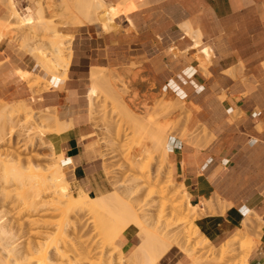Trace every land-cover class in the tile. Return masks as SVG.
I'll use <instances>...</instances> for the list:
<instances>
[{
	"label": "rangeland",
	"instance_id": "374dc122",
	"mask_svg": "<svg viewBox=\"0 0 264 264\" xmlns=\"http://www.w3.org/2000/svg\"><path fill=\"white\" fill-rule=\"evenodd\" d=\"M25 2L26 3L22 8V10L20 8L19 9L21 11H25V8L27 9V7H30L28 10L27 18H24V16L21 14V17L27 23L25 26L26 28L25 27L11 28L13 24H18V22L13 18L11 19L2 18L6 14L7 12L6 10L5 14L0 18V45L3 44L5 41L9 42L10 45H12L14 48H19L20 51L24 52L25 54H28L31 60L34 61V64L37 65L38 71H27L22 68H19L17 72L19 78L22 79L27 84V86L33 91L35 96L40 95L44 91L50 90L53 84L52 80H50L52 79V77L51 78L48 77L47 73L50 74V70L52 69L50 67L52 66V63L56 61L54 59L55 54L53 55V49L55 48L56 45H54L53 42L61 41L60 35H58L55 32L59 31L62 34L69 35L70 32L68 30L70 28L79 27L77 26L78 22L81 24L80 26L83 25L85 26L91 25L97 27L102 26L104 31H108V32L117 31L120 28L113 23L114 20L109 22L107 27H104L103 23L100 20L96 19L95 17L92 18V22L88 18L87 19L82 18L81 20H78L75 16L73 17L76 20H71L72 15L69 14L68 12V8H69L68 6L70 4L73 5L76 2V0H61V1L60 0H44V1L25 0ZM42 2H45V4L43 3L44 6L48 7L46 8V21L47 20L49 21L48 24L49 28L43 27L42 24H39L41 18L37 12H38V5L39 4L42 5ZM60 2H63L62 5H59ZM124 2L125 0L122 2V4L120 5L118 4V6L122 7L121 5H124ZM127 5L128 7L122 10L121 13H127L128 11H130L135 7L134 3H132V5L131 4H127ZM66 13H68V16ZM172 15H173V21L175 23L177 22L175 19L180 17L181 14L177 12H173ZM244 19L252 20V18L250 19V16H247ZM237 26L240 27V29L239 28L236 29L235 30L236 32L233 33V39L235 40V41L233 40V42L235 43V45L222 46V51L224 53H229L230 51L238 52V53L240 52L243 55H248L249 57L248 62L245 63L247 66L244 68L245 76L242 78L241 81L243 84L242 87L244 88L245 91L242 93L234 94L229 89H222L220 87L213 86L211 88L212 95L210 96V100L211 101L218 100L228 115L232 113L233 117H230L231 122L236 120L237 122L238 121L244 122L248 118V116H251L253 114V112L252 113L251 112L245 113L243 111L241 112L239 111L240 109L236 108V105H240L243 102L244 98H246V96L252 100L254 99H256L257 101L264 100V91L262 90V87L264 86V63L260 61L261 58L264 57V50H263L264 46L261 45V39L262 37H264V34H261L260 44L257 43L256 39L252 40V36L256 37V35L258 34L255 33L256 32L261 33L262 31H264V28L262 24H237ZM223 36H225V34H222V39ZM226 36L228 37V35ZM167 37L174 44L173 46L178 45V43L182 41L185 37H187L188 39L191 38L195 42H198V44L203 45L201 36L197 35L195 36V38H192L187 33V28L182 24L180 25L174 24L172 28L167 30ZM66 47L67 48H65L64 50V59L66 60V63H69L70 65L73 54L72 51L73 40L70 44L67 43ZM260 48L261 50H259ZM200 49H201L200 47L195 49L186 48L185 50H181L180 48H175L173 49V51H168V56L164 58V61L161 58L163 52H157V51L149 52L148 50L145 49L143 51V54L130 56L127 62L119 66L91 69L89 76L85 78L84 81L82 82V89H83V98L84 100H86V118L87 121L90 122L89 130L90 132H92V134L88 137L89 140L92 142L89 146L93 148L94 151H96L98 156V160L95 166L96 169L95 177H96V181L99 183L101 188L99 187L95 189H90L89 187L90 185H89L88 188L85 189L82 188H80L79 190L75 189L72 186L66 174L67 179L64 182V184H69L70 192L73 193L74 196H78L81 192H86L88 193V195L92 197L97 196L98 198H102L104 196H112L115 194L117 195L120 194L122 197V194L124 193L126 194V192L130 190L128 188L132 186L134 187V185L136 186V189H138L137 188L138 185L144 184L146 182L148 184V181L152 183L154 182L153 184H155V180H157V178L152 177V175L156 176L155 173L157 171V173L159 172V177H158L159 179L158 181H156L157 184L155 186L153 184L149 185L150 183L148 185L145 184L142 185V187L144 186L145 187L142 189L139 188L140 192L134 194V196L136 197L132 196L133 194L129 195L133 197V199L130 197L131 200L136 204L138 203V207L143 206L144 208V205L146 204L145 205L146 209L145 208L144 209L147 211L149 210V213L152 210L151 214L153 212V214L154 215L157 214V216L159 215L158 212L160 213L161 210L160 208H162L163 202H166V205H164L165 208L164 213L166 215L165 220L172 219L171 208H170L171 202L169 201V196L161 195L158 193L151 194L150 191L152 189H158L159 187L163 186V183L165 184L169 182L170 179H173L174 186H172L171 189H173L172 191L174 192H178L179 199L183 201L184 204L183 210L184 211L188 210L186 201L189 195L188 193L186 194V190L190 193V189L186 187L185 183L181 182L178 178L174 177L171 167L170 155L164 154V152L162 151H159L157 154L153 152L154 136L152 135H155V133L150 132L152 131L150 129L148 131V128L142 130V125H140V121H134L128 116L126 110L120 107L119 104H117L112 98L111 93L108 92L106 82L108 81V79L110 78L113 79L114 76L117 75L116 78L117 80L124 79L125 82L126 81L129 83L132 82L135 83L138 87H140V88L137 87L138 93H136L137 96L136 99H134L136 101L135 112L139 117H144V119L146 118L145 121L153 120L155 126L162 129L167 134V144H168V140H170L171 138H179L186 144L193 145L199 148H207L211 146L215 140L217 142L221 140V138L224 136L225 130L219 127L212 130V128L209 127L206 123L205 124L203 123L205 120H207V116L205 118L199 117V114L201 113L196 112L199 109L198 107L193 105V103L191 106L188 100L180 96L179 93L166 91L161 86V81H163L164 79V77L161 76L165 72H169L170 74L176 75L178 72L184 69L185 66L189 68L194 67L193 70L194 72L195 71L204 72L206 76H210L208 70L210 69V66L212 64L214 52L213 50L208 48L207 49L208 55H207L206 53H203L202 50ZM139 52L140 51L137 52L132 51L131 55ZM171 54L174 55L172 56ZM158 57L161 58V60ZM40 60L41 61L44 60V63H46L44 64V68L45 65L46 67L48 65L45 72H43L41 69L42 65L40 63L41 62ZM59 67H61V69ZM58 68H59L58 72L60 71L59 72L60 74L57 75H59L60 78L56 79V81L63 79L65 77L64 71L66 70V66L64 65L58 66ZM150 69L153 71L154 75L151 73ZM93 71H101L102 78L100 79L99 84H97V88H98L97 92L95 96L92 97L91 100L88 96V93L91 84H93V80L91 78ZM21 72L24 74V77H28V78H25L24 80V78L20 75ZM109 72L117 73V74L109 75ZM38 75L40 77H37ZM66 76L67 77L65 81L68 79V73ZM134 80L135 82H133ZM119 84H121V82ZM117 89L121 91L122 87L118 86ZM121 93H123L125 100L128 102L132 96L130 89L126 91L122 90ZM34 100H36V98H34ZM230 105L232 106V108L235 109L234 111H232ZM141 107L144 109H141ZM139 109L143 111H140ZM16 111H18V114ZM46 114L48 115L51 114L52 116H50L48 120L49 125L48 128H46L48 136L46 135L44 136L47 143L46 146H44L41 144L42 140L39 138V133L42 132L41 131L42 128L38 125H40L39 123L41 120L39 119L36 120V124L35 123L31 124L32 122L29 124L25 122L24 117L25 116L27 117L28 115H32L33 117L35 115L34 116L35 119L38 116L41 117L42 115H46ZM54 114L57 115L59 118V115L57 114L55 109L38 107L37 105H35V101H33V99L30 100L26 99L22 101H13V100L11 101L4 98L3 96H0V124L2 121L3 124L7 123V121L6 122L4 121L10 118L11 119L14 118L15 120L14 121L15 123L13 122V120L11 121V119L8 120L10 121V123H8L9 126L7 124L0 125L1 127L6 126L5 128L7 130L6 129L4 130L7 131V133H9V131L13 129L12 126L14 127V130L9 133V135L11 136L7 134L8 137L6 136L7 139L4 140L5 143L4 142H2V144L0 143L1 144L0 159L2 161L9 159L11 165H13L15 164L13 160L20 157L24 160L26 165H28V161H31L34 165L36 164L43 165L45 169H49L52 163L55 162L61 163V161L65 158V155H63V153L59 151L57 147L56 139H55L56 134L49 133L52 130V126L53 129L56 126L54 125L55 121H53L55 120L53 119L55 116ZM59 120L63 121L60 118ZM67 123L71 125L70 122ZM141 144H144L145 146L143 148L144 150L142 149L140 152L137 150H139V148L142 146ZM135 150L137 151V153ZM136 160L140 164L139 165L141 167L140 171L135 169ZM161 160H164V162L162 161L161 163L162 165L164 163L163 167L160 165ZM63 170H64V166H63ZM141 171L143 173H141ZM138 172H140V174H137ZM149 173L151 174V176ZM139 175H141L140 177H143V179L145 177L148 178L149 176L150 180L148 178V181H146L147 178H145L144 180L146 182H144V180L141 181L142 178L138 177ZM133 179H136V181H134ZM159 180L162 183H160ZM158 182L160 185L159 187H158ZM1 187L0 189H4L3 187L2 188ZM133 187L131 189H133ZM139 187H141V185ZM10 190L12 191L11 192L12 196L11 194L10 196H5V192H8ZM8 191L6 189L4 191V194H2V191H0V198H1L0 211L2 210L0 212V215L1 218L3 217L2 222H5L3 223L4 227L0 228V264H10L9 262L10 258L14 257L10 255L9 250L6 248L7 244H12V243L16 244L18 242H22L23 245L22 244L21 245L24 248L21 245H18L19 247L21 246L22 250L27 249L28 246L27 243L29 242L39 241L45 244L48 243V241H50L51 239H54V237H57V235L60 232V231L58 232L59 229H56L58 227L61 230L64 229L63 235L66 237L64 238V241L65 239L66 240L69 239L68 241L65 242L69 243V241H71L72 244L74 242L75 244L73 245H71L70 243L64 244L61 241V239L58 241L62 243H58V242L56 243V245L58 246L54 247V244H52L53 246L51 245L52 247L50 246L51 248L47 250L48 251L47 256L50 255V258H53L52 261H54L55 263L57 262V264H59L62 259H63L62 261L63 264H73V263L74 264H109L110 263V259H108L109 256L107 255L112 253L113 248L110 245L108 246L107 243H105V234H103L104 232L102 231L104 230L102 229L103 227L101 228V231L103 233L97 230L103 225L101 224L103 223L102 222L103 220L111 219V216L107 214V212H109V209L107 207L105 210H103L101 215L100 214L97 215V213L96 215H94L93 213L87 212V214L83 215L84 217L80 218V222L77 221L79 220V218L77 219L76 217V210H74V213L69 214L68 217L67 215L60 213L59 215L56 214L52 216L50 214H47L46 212L41 211L39 213H34L35 214L34 216L38 215L37 218L43 219L45 221L51 220V222H53L54 225L49 223L50 225L45 224V226H41L42 224L31 226L29 223L30 221L27 218L25 219L24 217L27 216L26 215L28 213L27 209L21 207L23 205L18 207L16 205L17 203H15V200H13L14 196L17 195V191H14L13 188H8ZM13 191L14 194L16 192L15 195H13ZM7 195H9V192ZM2 196L4 197V199ZM126 196H128V194H126ZM123 197H125V195H123ZM203 199L204 198H201L199 200L191 196L192 203L198 204L201 210H199L198 214L195 213L197 217L194 219V221L191 220L190 218L189 221H191L190 223L195 228L197 227L196 225H198L202 233L200 236L192 235L193 238L189 246L190 250L192 251L191 257L186 256V251L179 250L178 248H173L168 254H166L161 259V261L158 264H160L164 260L165 262H167L168 258L173 262L175 261L179 263L182 262L183 264H242L241 258L244 255L245 248H247L248 250L250 248L249 250L250 252L248 255V260H249L252 251L256 249L258 244L259 225H257V223L255 222L256 225L254 224L253 229L247 231L250 234V238L252 239L250 243H246L245 239H242L239 236V233L244 230H241L240 232H238V234L235 235L231 234V236L228 237L227 239L225 238L227 234H225L219 238H216L215 240H211L206 236L203 228L200 227V224L202 223L201 220L204 218V217L201 218V216L204 215L207 216L211 214L215 215L220 212H224L229 207V205L226 202H224L219 195L213 194L210 196V198H208L209 203L206 208V205L203 203ZM4 201L5 203L6 201L8 202L11 201L10 203H15V204H13V206L10 203L4 204L6 205V207L8 206L7 208H5L3 205ZM118 202L120 201L114 198L108 203V205L109 204L115 205ZM19 203L21 204V201ZM13 208L16 209L15 210L16 213L13 210ZM3 209H5L6 212ZM12 210L14 211V213ZM7 211L10 212L7 214ZM200 211L202 213L201 215H200ZM22 212L24 213L26 212L25 215L24 213L22 214ZM28 215L30 216V213H28ZM129 216L131 215L129 213L128 214L126 213V208L123 207L122 204L120 217L117 218V221L112 223L113 228L108 230V233L106 235V236L111 235L112 237L115 238L113 244L117 249L123 250L122 253H124L125 260L129 258L131 251L137 248V246L141 241L140 238L143 240L142 242H144L146 238H148L147 237L148 233H145L143 229L140 230V229H136L135 227H131L130 229L127 230L131 231L134 234L133 242L131 246H129L128 248L123 247L122 235L119 231V228H121L122 226L121 221L123 222L125 220H130L134 222L133 217H129ZM24 219L27 220V224L25 222V225L23 224L25 221ZM75 222L78 224V228ZM99 222H101L100 223L101 226L99 228L97 226V229L94 230L95 225L99 224ZM21 223L23 225H21ZM79 224H81L82 227ZM187 224L188 223L180 225L178 226V228L176 227L175 229H186V227H188ZM73 226L75 227V229L77 228L78 231L76 232L79 235H81L80 237L75 232ZM210 226L213 227V224L210 223ZM39 227L41 231L46 233H42V235L40 236L36 234L37 231H40ZM150 228L151 231L154 233L155 230L160 231L161 229V227H159V223L154 224ZM242 229H244V227H242ZM55 231H56V236H54V234L53 235L51 234ZM48 232L51 235H49ZM63 235L61 236L62 238ZM119 235L121 236L119 237ZM207 239H209L215 247L210 246L211 244L208 245V243H206ZM72 240L74 242H72ZM77 241L79 243H76ZM225 243H229L228 245L229 249H234V250L230 256L226 257L223 260H220L219 259L220 248H221L220 246ZM253 243L256 245H254ZM203 244H205L206 246L203 247L202 246ZM250 244L252 245L253 249L251 248ZM74 245L75 246L77 245L76 246L77 248L79 247V245H81L78 248V251L79 249H81V251H79L80 253L79 252L78 253L81 254V252L83 251L82 252L83 254H81L84 255L83 259L81 257L80 258L78 257L80 255L77 256L76 254L77 250L75 252L74 248L76 247H74ZM57 247H60L62 249L66 248V250L64 249L63 250L64 252L67 253H64L62 251L64 257L61 260H58L60 256L58 257L56 256L57 251L61 250L60 248H58L60 250L55 249ZM44 249H46V247ZM88 249L89 250L91 249L90 250L91 252ZM22 250H20V254ZM54 250L57 251L54 252ZM27 251L24 250L25 253H27ZM115 251H116V253H114L116 254L115 256H117V254L119 256L118 251L117 250ZM88 254H90V256ZM23 255L22 257L18 256L21 262H22V258L25 256ZM65 255L68 256L67 257L68 259L66 258ZM69 256H71L72 258ZM75 256L78 258V260H76L77 258ZM26 257L27 256H25L24 258ZM64 258H66L65 259L66 261L64 260ZM23 262H22L23 264L25 263L27 264V261L26 262L23 261ZM113 263L119 264L116 260H114L112 264Z\"/></svg>",
	"mask_w": 264,
	"mask_h": 264
},
{
	"label": "crops",
	"instance_id": "0c3cea01",
	"mask_svg": "<svg viewBox=\"0 0 264 264\" xmlns=\"http://www.w3.org/2000/svg\"><path fill=\"white\" fill-rule=\"evenodd\" d=\"M14 1L21 10L26 3L25 0ZM105 1L118 6L124 0ZM1 3L0 0V18L6 12ZM125 3L126 8L132 3L135 7L114 19L113 23L120 27L117 31L108 32L102 26L91 25L68 30L69 35L74 36L68 79L56 81L52 78L50 90L40 95L35 96L17 74L19 68L38 71L37 65L28 54L5 41L0 45V96L11 101L33 99L38 107L55 109L61 120L70 122L71 127L66 132L55 136L59 151L65 154L67 177L78 190L89 185L90 189L101 188L95 177L98 156L89 146L92 142L88 137L92 132L86 118L82 89V82L91 69L119 66L130 56L143 54L145 49L163 52L161 58L164 61L168 51L175 48H210L214 52L208 70L210 76L185 66L176 75L165 72L161 76L164 77L161 86L166 91L179 93L191 106L193 103L198 107L199 117L207 116L203 123L212 130L219 127L225 133L221 140H215L207 148L186 144L179 138L168 140L172 172L190 189V193L186 191L192 205L196 204L192 203L191 196L200 200L213 194L229 205L224 212L207 215L201 220L200 227L211 240L225 234L227 238L238 234L243 230L241 227L246 218L254 219L261 226L259 239L246 261L248 264H264V100H252L246 96L240 105H236L241 112H253L244 122H231L232 113L228 115L218 100H210L213 86L229 89L234 94L245 91L241 81L248 55L233 51L224 53L222 46L235 45L233 33L240 29L237 24H262L264 28V0H125ZM29 8L21 12L24 18H27ZM173 12L181 14L175 23ZM247 16L252 20H245ZM174 24H189L196 36H201L203 45H195L193 39L185 37L173 46L167 30ZM222 34H225L223 39ZM255 34L258 35L252 36V40L256 39L260 44L264 31ZM261 45L264 46V37ZM132 51L140 52L131 55ZM260 61L264 63V57ZM230 108L235 110L231 105ZM247 235L250 237L249 233ZM133 238L134 234L126 230L122 234L123 247L131 246ZM160 264L183 263L168 258L167 262L164 260Z\"/></svg>",
	"mask_w": 264,
	"mask_h": 264
},
{
	"label": "bare ground",
	"instance_id": "6f19581e",
	"mask_svg": "<svg viewBox=\"0 0 264 264\" xmlns=\"http://www.w3.org/2000/svg\"><path fill=\"white\" fill-rule=\"evenodd\" d=\"M1 2H2L1 4H3V6H5L6 10H7L6 14L2 18H5V19L13 18V19L17 20V22H18V24H13L11 26V28H23V27H25L27 23L21 17V12L22 11L17 7L16 2L14 0H1ZM45 2H42V5L41 4L38 5V12L37 13H38V15H40V18H41V20L39 21V24H42L43 27L49 28V25H48L49 21L48 20L46 21V8H48V7L44 6ZM63 2H60L59 5H62ZM28 3H29V1H28ZM38 3H41V2H38ZM125 4L126 3L124 2V5ZM68 7H69L68 8V12H69V14L72 15L71 16V18H72L71 20H76L73 17V16H75L78 20H81L82 18H86V19L88 18L92 22V18L95 17L96 19L100 20L103 23L104 27H107L109 22L113 21L115 18L118 17V15L123 10L122 7H124V6L122 5V7H120V6L108 5L105 2V0H76V2L73 5L70 4ZM125 8H126V5H125L124 9ZM66 14L68 16V13H66ZM69 18H70V15H69ZM74 25H76V24H74ZM80 25L81 24L78 22L77 26H80ZM186 25L188 26L187 27V33L189 34V36H191L192 38H195L196 32H194V30L190 27L189 24H186ZM55 33L60 35L61 41L60 42L59 41H57V42L54 41L53 42V44L56 45L55 48L53 49V55L55 54L54 55V59L56 61L54 63H52V66L50 65L51 66L50 68H52V69L50 70V74L47 73V76L50 77V78L52 77L55 80L59 79L60 77L57 74H60L59 73L60 71L58 72V69L59 68L61 69V67L58 68V66H63L64 65V66H66V70L64 71L65 77L63 76L64 78L60 79V80L61 81H65V79L67 77L66 75H67L69 63H66V60L64 59V50H65V48L69 47V46L66 47V44L67 43L70 44L72 42L74 36L73 35L69 36V35L62 34L59 31L55 32ZM66 40H68V41H66ZM195 45H198V42H196ZM202 52L206 53L208 55V50L207 49H203ZM48 62H50V61H48ZM40 63L42 65V68H41L42 71L45 72V70L48 67V65H47V67L45 65V68H44V64H46V63H44V60L41 61ZM101 74H102L101 71H93L92 72L91 78L93 80V84H91V86L89 88L90 90H89V93H88V96H89V98L91 100H92V97L95 96V94L97 92V89H98L97 88V84H99L100 79L102 78ZM114 74H117V73L109 72V75H114ZM20 75L24 78V80H25V78H28V77H24V74L22 72L20 73ZM37 77H40V76L38 75ZM116 78H117V75L114 76L113 79L112 78L108 79V81L106 82L107 83V90H108L109 93H111V96L114 99V101L117 104H119L120 107H122V108H124L126 110L128 116L132 120L140 121V125H142V130H145V128H148V131L150 129V130H152L150 132H154L155 133V135H152V136H154V142H153L154 151L153 152L155 154H157L159 151H162V152H164V154L168 155L170 151L168 150L167 134L162 129L156 127L155 123L153 122V120L145 121L146 118L144 119V117H139L136 114V112H135L136 111L135 110L136 109V104H135L136 101L134 99H136V96H137L136 93H138L137 90L140 87H138L135 83H132V82L129 83L127 81L125 82L124 79L123 80H120V79L117 80ZM120 82H121V84H119ZM133 82H135V80ZM31 85H33V84H31ZM118 86L119 87L121 86L123 91H126V90L130 89V92L132 93V96H131V98L129 99L128 102L125 100V97H124L123 93H121L122 90L119 91L117 89ZM91 104H92V102H91ZM141 109H144V108L141 107ZM141 109H139V110L143 111ZM16 112L18 114V111H16ZM34 116L33 117H32V115H28L27 117L25 116L24 120H25L26 123H29V124L31 122H32L31 124H34V123L36 124V120H38V119L41 120L40 123H39L40 125H38V126H40L42 128V130H41L42 132L39 133V138L42 140L41 144L46 146L47 141L45 140L44 136L45 135L48 136L46 128H48V125H49L48 124V120H49L50 116H52V115L51 114L50 115L46 114V115H42L41 117L38 116L35 119H34ZM10 119H8V120H10ZM53 119H55L53 121H55L54 125H56V126L54 127V129H53V126H52V130L53 131L50 129L51 130L49 132L50 134L51 133L60 134V133H62L64 131L66 132V130H68L71 127V125L69 123H67L65 121H60L57 115H55ZM8 120L4 121V122L7 121V123H4L5 125L6 124L8 125V123H10V121H8ZM12 120H13V122L15 121L14 118L11 119V121ZM2 122H1V124L4 125ZM5 127L6 126H3V127L0 126V143L1 144H2V142H4V140L7 139V137H8L7 134L9 135V133L14 130V127L12 126L13 129L10 130L9 133H7V131L4 130V129H6ZM9 136H11V135H9ZM141 145L142 146L140 148L138 147L139 150L136 149L137 151L141 152V150L144 148L145 145L144 144H141ZM137 151H136V153H137ZM63 155H65V154H63ZM61 156H62V154H61ZM49 157H52V156H49ZM138 157H139V155H138ZM136 159H137V157H136ZM13 161H14L15 164L11 165V162H10L9 159H7L5 161H2L0 159V167H1V169H0V187L2 186L4 188V189H0V191H2V194H4V191L6 189L8 191V188H13L14 191H17V195H16L17 197L14 196L13 200H15V203H17L16 205L18 207L23 205L21 207H24L25 209H27L28 213H30V216L27 213L26 214L27 216H24V217H25V219L27 218L30 221L29 223H30L31 226L40 225V224H42L41 226H45V224L47 225L49 223L54 225V223L51 222V220H49V221L46 220L45 221L43 219L37 218L38 215L34 216L35 215L34 213H39L41 211L42 212H46L47 214H50L52 216L56 215V214L59 215V213H60V214L67 215V217H68L69 214L74 213V210H76V217H77V219L79 218V220H77V219L76 220L80 222V218L84 217L83 215L87 214V212L93 213L94 215H96V213H97V215H99V214L101 215L103 210L106 209V207L109 209V212L112 215L109 212H107V214L109 216H111V219L103 220L102 221L103 223L99 222V224H96L95 228H94V230H96L97 226L99 228L101 226V224H103L97 230L100 232L101 228L103 227L102 229H104V230H102V231L104 233L102 231L101 232L103 234H105V243H107L108 246L110 245L113 248L112 253L107 255V256H109V258L108 257L107 258L110 259V263L109 264H112V262L114 260H116L119 264H158L161 261V259L166 254H168L173 248H178L179 250L186 251V256L191 257L192 251L190 250L189 246H190V242H191V240L193 238L192 235H199L200 236L202 234L199 226L196 225L197 227L195 228L190 223L191 221H189L190 219L194 221V219L197 217L196 214H198L199 210H201L200 206H198V204L192 205L191 202H190L189 197H187L186 203H187L188 210L184 211L183 210V205L184 204H183V201H181L179 199L178 192H174V191H172L173 189H171L172 186H174L173 179H170L169 182H167L165 184L163 183V186H161V187H159L160 185H159V182H158V187L159 188L158 189H152L150 191L151 194L158 193V194H161V195L169 196V201L171 202L170 208H171V217H172V219L165 220V216L166 215L164 213L165 212L164 205H166V202H163L162 208H160L161 209L160 213L158 212L159 215L157 216V214L154 215L153 212L151 214L152 210L150 211V213H149V210L148 211L145 210L146 209L145 208L146 204L144 205V208H145L144 209L143 206L138 207V203L136 204V203H134L131 200V198L133 199L132 196H134V194H137L138 192H140L139 188L142 189V188L145 187V186L142 187V185H144V184L148 185L149 183H150L149 185H152L154 183V182L152 183V182L148 181L149 176H148V178L145 177V178H147L146 181H148V184H147V182L144 180L145 178L143 179V177H140L141 175H139L138 177L142 178L141 181L144 180V182H146V183H144V184L138 183V184L141 185V187H139L140 185L137 184L138 185L137 186L138 189H136L135 185H134L135 188L132 186L133 189H131L132 187H129L128 189H130V190L128 192H126V194H128V196H126V194L124 193V194H122V197H121L120 194H118L119 196L117 194H115V195H112V196H104L102 198H98L97 196L96 197H92V196L88 195V193H86V192H81L78 196H74L73 193L70 192L69 184H64V182L67 179L66 173L63 170V166L65 165V161H66L65 158L61 161V163H56V162L52 163L51 162L52 165H51V167L49 169H45V167H43V165H37V164L34 165L31 161H28V165H26L24 160L22 158H20V157L15 159V160H13ZM50 161H53V160H50ZM162 161L164 162V160H161L160 165L163 167L164 163L162 165L161 164ZM135 164H136L135 165V169L140 171L141 167L139 166L140 164H139V162L137 160H136ZM161 166H160V168H161ZM142 171H141V173L144 172V171L143 172ZM136 172H135V175H136ZM156 173H157V171H156ZM156 173H155L156 176L152 175V177H156L157 178V180H155V184H153L154 186L157 184L156 181H158V179H159L158 178L159 177V172L157 174ZM137 174H140V172H138ZM149 174H146V175H149ZM151 174H150V176H151ZM133 180L136 181V179H133ZM149 180H150V178H149ZM151 180H152V178H151ZM153 181H154V179H153ZM141 183H143V182H141ZM160 183H162V182L160 181ZM14 191H13V195L16 194V192L14 194ZM8 192H9V195H7ZM8 192H5V196H10L12 191L10 190ZM186 194H187V191H186ZM123 195H125V197H123ZM129 195H132V196H129ZM11 196H12V194H11ZM134 197H136V196H134ZM114 198L118 199L120 202L116 203L115 205H111V204L108 205V203ZM3 199H4V197H3ZM3 199H2V201H3ZM20 201H21V204L19 203ZM10 202L11 201H9V202L6 201V203H5V201H4L3 205L7 204V203H10ZM15 203H10V204L13 206V204H15ZM203 203L206 205V208H207L208 203H209V199L208 198L207 199L204 198L203 199ZM10 204H8V205H10ZM122 204H123V207L126 208V213L127 214L129 213L131 215L129 217H133L134 222H132L130 220H125L123 222L121 221L122 226H121V228H119V231H120L121 235L127 229H130L131 227H135L136 229H140V230L143 229L145 231V233H148V236H147L148 238H146V240L144 242H142L143 240L139 237L140 240H141L139 245L137 246L136 249L131 251V254H130L129 258H127L126 260H125V257H124V253H122L123 250H121V249L119 250V249H117L114 246L113 242H114L115 238L112 237L111 235L106 236L107 233H108V230L113 228L112 223L117 221V218L120 217V211H121ZM4 207L7 208L8 206L6 207V205H4ZM3 210L6 212L5 209H3ZM13 210L15 211L16 209L13 208ZM14 211H13V213H14ZM17 211H18V208H17ZM9 212L7 211V214ZM15 213H16V211H15ZM23 213L24 212H22V214ZM25 213H24V215H25ZM201 214L202 213L200 211V215ZM203 214H204V212H203ZM32 215H33V217H32ZM153 215L156 216L157 218L154 217ZM194 215H196V216H194ZM205 216L206 215L201 216V218L205 217ZM42 217H45V216H42ZM198 217H200V216H198ZM34 218H36V219H34ZM163 218H164V220H163ZM2 219H3V217L1 218V215H0V228H3L4 227L3 223H5V222H2ZM25 222L27 224V220H25L24 223L23 222L22 223L25 225ZM91 222H92V220H91ZM22 223H21V225H23ZM158 223H159V227H161L160 231H156L155 230V233L152 232L150 227H152L154 224H158ZM185 223H188L187 224L188 227H186V229H175L176 227L178 228V226L183 225ZM75 224H77V223L75 222ZM254 224H255V221L251 217H248V218H246L243 221V224H242L243 226L242 227H244V229H243L244 231L240 232L239 236L242 239H245L246 243H250L252 241V239L247 235L248 234L247 231L252 230L253 227H254ZM79 225L82 227L81 224H79ZM76 226L78 228V224ZM119 226H120V224H119ZM117 227H115V228H117ZM77 228L75 229V227H74L75 232L78 231ZM260 228H261V226H259L258 231L260 230ZM39 229H40V227H39ZM56 229H59L58 230V232L60 231L59 234L57 235V237H54V239L50 238L51 239L50 241L47 240L48 243L43 244L42 242H39V241L38 242H29V243H27V245H28L27 249H24L25 251L28 250L27 253H25L24 250H22V248H21V246L23 245L22 242L16 243L17 245L13 244V243L12 244H7L6 248L9 250L10 255L15 257V258L14 257L10 258V261H9L10 264H18V263L19 264L20 263L23 264L24 263L23 261H25V262L27 261V264H57V262L55 263L54 261H52L53 258H50V255L47 256V252H48L47 250H49L53 246L52 244H54V247H56V246H58V245H56L57 242L58 243H62L63 242L65 244L66 243L65 241H68L69 239H67V240L65 239V241H64V238H66L63 235V230L64 229L61 230L59 227L56 228ZM44 231H45V229H44ZM64 232H67V231H64ZM42 233H46V232L41 231V229H40V231L36 232V234H38L39 236L42 235ZM60 233H62V234H60ZM51 234L52 235L54 234V236H56V231L51 233ZM51 234L49 233V235H51ZM99 234H101V233H99ZM62 235H63V238L61 237ZM121 235H119V237ZM80 236L81 235H79V237ZM58 237H61V238H58ZM60 239H61L62 242L58 241ZM35 240H36V238H35ZM73 240H72V242H74ZM230 241H231V239H230ZM79 242H80V240H79ZM79 242L77 241L76 243H79ZM36 243H37V245H36ZM69 243L71 245L75 244V242L72 244L71 241H69ZM69 243L67 242L66 244H69ZM206 243H208V245L211 244L210 246L215 247L209 239H207ZM64 244H62V245H64ZM18 245H21V246L19 247ZM81 245H79V247ZM228 245H229V243H225V244H222L220 246L221 247L220 248V254H219V259L220 260H223V259H225L226 257H228V256H230L232 254L234 249H229ZM254 245H256V244H254ZM76 246L74 245V247H76ZM202 246L205 247L206 245L203 244ZM250 246L253 249L251 244H250ZM45 247H46V249H44ZM58 248H60V247H57L55 249H57V250L61 249V250L60 251L56 250L57 251V255H56V253H55V255L57 257L60 256V258L58 260H61L64 257L63 252H64V250H66V248L65 249L63 248L64 250L62 248H60V249H58ZM78 248L77 247L74 248L75 252L77 250V253H76L77 256L80 255L78 257L79 258L81 257L83 259L84 255H81V254H83L82 253L83 251L81 252V254H79L80 253L79 251H81V249H79V251H78ZM89 248H91V247H89ZM107 248H109V247H107ZM20 250H22L21 254H20ZM115 250L118 251L119 256H118V254H117V256H115L116 255V254H114V253H116ZM249 250H250V248H249ZM249 250L247 248H245L244 255L241 258L242 264H248L247 261H246V258H247V255L250 252ZM56 251L54 250V252H56ZM70 251H71V249H70ZM73 252H74V250H73ZM64 253H67V252H64ZM18 254H20L21 256L18 255ZM23 254L25 256H27V257L24 258L25 256ZM26 254H28V255H26ZM73 254H75V253H73ZM22 255L24 256L23 257L24 259L22 258V262L23 263L19 259V257H22ZM88 255L90 256V254H88ZM67 257L68 256H66V258ZM69 257H71V256H69ZM66 258H64V260ZM18 260H20V261H18ZM69 260H70V258H69ZM76 260H78V258ZM55 261H57V260H55ZM62 261H63V259L61 260L60 263L63 264Z\"/></svg>",
	"mask_w": 264,
	"mask_h": 264
}]
</instances>
